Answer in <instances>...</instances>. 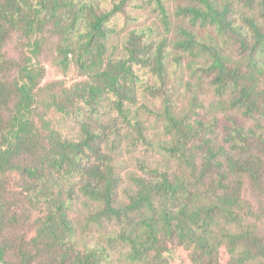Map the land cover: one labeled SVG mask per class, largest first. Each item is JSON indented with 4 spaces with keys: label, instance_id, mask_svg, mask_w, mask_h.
Segmentation results:
<instances>
[{
    "label": "trees",
    "instance_id": "16d2710c",
    "mask_svg": "<svg viewBox=\"0 0 264 264\" xmlns=\"http://www.w3.org/2000/svg\"><path fill=\"white\" fill-rule=\"evenodd\" d=\"M128 1L93 12L90 4L74 11V0H0V264H167V235L190 253L193 264H219L222 248L228 264L261 263L264 246L248 241L254 232L235 213L239 201L234 193L238 173L248 179L261 176L264 138L233 120L225 138L230 148L213 139L201 141L202 152L190 146L208 124L178 117L167 98L179 88L171 83L166 87L164 48L158 49L154 67L141 59L137 44L124 59L106 60L103 55L117 33L116 25L110 24ZM141 1L161 11L174 35L173 55H180L188 66H204L207 78L214 75L209 84L220 112L248 109L242 115L253 117L258 109L254 88L264 84V0H190L179 8L174 30L163 0ZM204 31L215 37L203 42ZM235 46L238 59L231 55ZM72 65L88 80L72 89L49 81L51 75H66ZM140 74L149 77L142 95ZM164 92L167 96L158 110ZM136 94L150 103L158 123L159 111L166 116L168 125L160 140L147 132L135 113ZM109 96H114V110L123 121L114 118L120 128L113 134L97 133L90 120L95 114L100 119L95 107ZM84 107L91 113L87 121H78L80 132L72 139L67 122L75 109ZM52 113L62 117L57 126ZM122 132H127L133 148L129 156L134 173L142 176L127 172L129 162L117 168L113 153L103 150L102 137L122 143ZM146 154L155 167H148ZM159 156L185 167L183 175L192 172L190 179H171ZM123 180H131L135 192L127 204L118 205ZM13 183L21 199L9 212L4 199ZM79 201L88 208L86 226L98 227L85 248L77 242L78 226L71 217ZM19 219L29 225L25 232L18 231ZM259 221L264 224V215ZM9 228L17 230L16 238L31 239L9 246ZM240 244L251 246L247 255Z\"/></svg>",
    "mask_w": 264,
    "mask_h": 264
},
{
    "label": "rangeland",
    "instance_id": "374dc122",
    "mask_svg": "<svg viewBox=\"0 0 264 264\" xmlns=\"http://www.w3.org/2000/svg\"><path fill=\"white\" fill-rule=\"evenodd\" d=\"M164 5L167 9L168 15L171 21L175 22L171 24L170 29L174 30L180 18H177L178 10L181 6L190 3V0H163ZM120 0H74L73 9L76 11V8H79L82 4H90L93 12H102L110 10L114 4L119 3ZM261 10H255V14H260ZM261 15V14H260ZM116 25L117 33L113 35L112 41H110L109 46L105 47L104 57L106 60H118L127 58L130 52L133 50L134 44H137V51L141 56L143 61H148L150 67H154L156 63V53L159 48H164V56L166 60L167 67V86H171L169 83L177 86L178 91H172L169 93L171 99L167 96V93L164 92L160 96V104L158 110L163 108L162 103L164 96L172 101L175 105L176 113L179 118L185 117V121L188 120L191 124H194L195 121H201L204 124L208 125L204 127V130L199 134L197 138H193L190 142V146L195 144V147L202 152L204 144L201 142L204 140H215V144L222 146L224 148H230L225 142L226 135L231 131L233 120L238 121L247 129H254L258 131L261 136L264 138V97H261V94L264 92V84L257 83V86L254 88L258 97L256 99V105L258 109L254 113L253 117H245L242 115L248 111V109H240L239 113L233 114L231 110L225 112H220L222 108H218L212 98V90L209 84V81L214 78V75H210L208 78L204 75L203 69L204 66L199 65H187V62H181L180 55H173L175 53L171 48V41L174 38L171 30L166 26L163 19L161 11L157 8L156 4L149 2H142L141 0H130L125 3L122 7V10L115 15L113 23L110 24V27ZM52 33L49 30L47 36H50ZM203 42L206 41L210 36L215 37L212 32L204 31L200 34ZM56 38L48 40L52 42ZM211 45L209 42L206 43ZM231 55L235 56L236 59L239 58V52L237 46L231 48ZM73 63H76L73 61ZM141 65L146 66L144 63ZM149 67V66H146ZM143 84H142V93L144 92L145 86L149 82V77L146 74H140ZM156 80L155 78H152ZM81 80H88V77L81 75L75 65H72L70 70L66 75L56 74L52 77L50 76V82H61L67 88L72 89L74 84ZM262 92V93H261ZM140 95V96H141ZM138 94L135 95L134 101L136 108L134 111L138 116H141L142 120L145 123L146 128H148V133L160 140V136L165 134L168 121L166 116H164L159 111V116L161 122L158 123V118L156 115L150 113L151 107L150 103L144 101L140 98ZM112 98L114 96L107 97L100 107H95L99 109L100 119H97V114L93 120H90V123L94 126L97 133L107 132L108 134L115 133L118 128L114 124V118L118 117V113L114 110L112 104ZM150 100V96L148 97ZM144 105L147 109H139V106ZM249 108V106H248ZM91 113L90 108H85L83 111H78L75 109V115L68 120L66 129L70 137H74L80 132L78 121L84 122L88 120V114ZM180 113H183L181 115ZM180 114V115H179ZM83 115V116H82ZM54 121V126H57L62 120V117L59 115H50ZM90 116V115H89ZM119 123H122L123 118L119 116ZM184 119V118H183ZM184 121V122H185ZM92 126V127H93ZM259 136V137H261ZM127 132H122V138L124 142L122 143H113V138L110 137L103 138L102 146L105 153H113L116 157V167L123 169L126 167V164L129 162L131 168H127V172H132L133 176H142L140 171L135 172L134 167L131 165V157L129 155L133 154L132 145L129 143ZM73 139V138H72ZM132 152V153H131ZM135 156H140V152H136ZM159 164L162 166L163 170L168 173L173 179L178 176L179 179H184L187 181L190 179V173L183 175L184 172H187L185 167H181L176 164L174 161H168L160 157ZM144 160L147 162L149 168L155 167L151 163L149 156L146 154ZM134 173V174H133ZM260 177L255 179H248L245 176L237 174L235 178V195L238 197L239 207L235 213L241 215L244 219V225L254 234L248 238L250 243L259 244L264 246L260 241L264 238V224L259 221L261 216L264 215V169L260 172ZM123 184L119 186L118 189V205L127 204L129 199L133 196L135 192L134 184L131 180H123ZM211 180L206 181V185L210 184ZM22 185V182L20 183ZM21 190L13 183V187L7 191L6 197L4 199V205L6 209L8 208L9 212L13 211V206L15 202H19L21 197L19 196ZM19 197V198H18ZM75 211L72 213L71 217L74 219V222L78 226V239L77 242L80 247L85 248L88 245H91L92 239L96 237L98 227H87L86 219L88 217V208L85 202L79 201L75 206ZM29 225L25 220L19 219V232H25L24 229H27ZM234 227H236L234 225ZM16 229V228H15ZM17 232V230H16ZM16 232L9 228V231L6 234L7 239L9 240V246L12 244L20 246L24 240H30L21 237L20 239L16 238ZM234 235V232L231 230V236ZM23 238V239H22ZM166 241V253L164 254V259H166L167 264H193L190 253L182 247L179 243H176L175 237L167 235ZM241 253L247 255L250 252V247L248 245L240 244L239 245ZM17 250V249H15ZM225 257H224V252ZM222 252V253H221ZM12 254V253H11ZM221 255V257H220ZM220 259V260H219ZM250 260V259H249ZM252 261V260H250ZM230 258L228 257L224 248L219 251L218 263L219 264H228ZM48 261L40 262L39 264H48ZM252 264H255L253 261ZM258 264H264V261Z\"/></svg>",
    "mask_w": 264,
    "mask_h": 264
}]
</instances>
